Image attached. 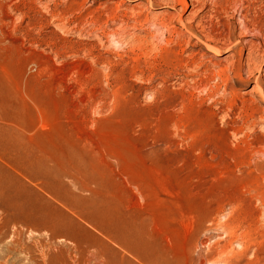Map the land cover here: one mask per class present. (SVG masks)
<instances>
[{"label":"rangeland","instance_id":"rangeland-1","mask_svg":"<svg viewBox=\"0 0 264 264\" xmlns=\"http://www.w3.org/2000/svg\"><path fill=\"white\" fill-rule=\"evenodd\" d=\"M186 1L0 0V264H264V0Z\"/></svg>","mask_w":264,"mask_h":264},{"label":"bare ground","instance_id":"bare-ground-1","mask_svg":"<svg viewBox=\"0 0 264 264\" xmlns=\"http://www.w3.org/2000/svg\"><path fill=\"white\" fill-rule=\"evenodd\" d=\"M184 7L185 8H187V5H188V3H187V1L186 0H184ZM182 3V4H183ZM202 5V4H201ZM183 7V6H182ZM186 10V9H185ZM250 42V41H249ZM210 51H212L214 54H215V56L216 55H220V53L218 52V51H220V50H214L213 49V47L212 48H210L209 49ZM251 57V56H250ZM16 187V186H15ZM13 193V191H12V189H7L5 186H3L2 184H0V197H1V199H2V197L3 196H6L5 198H7L8 197V194L10 195V193ZM16 192V191H15ZM14 196V195H13ZM17 198V197H16ZM11 199V198H10ZM12 200H14V199H12ZM7 204V203H6ZM9 204V203H8ZM15 204V203H14ZM13 205V204H12ZM14 206V205H13ZM19 206V205H18ZM8 208V207H7ZM93 240V239H92ZM144 246V245H143ZM103 249H105V250H107L108 249V247H105L104 246V248ZM99 251V250H98ZM109 251V250H108ZM110 252V251H109ZM138 256V255H137ZM147 258H145V259H143V260H146ZM150 260V259H149ZM106 261L108 262L109 260L107 259L106 260V253H105V251L103 250H101V252H100V256H99V260H98V262L100 263V264H107L106 263ZM110 262H108V264H109Z\"/></svg>","mask_w":264,"mask_h":264}]
</instances>
